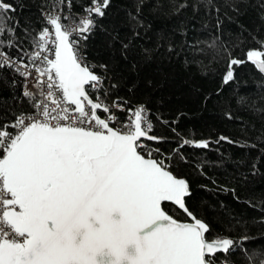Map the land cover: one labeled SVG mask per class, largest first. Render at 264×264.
Returning <instances> with one entry per match:
<instances>
[{
    "label": "snow or ice",
    "instance_id": "obj_1",
    "mask_svg": "<svg viewBox=\"0 0 264 264\" xmlns=\"http://www.w3.org/2000/svg\"><path fill=\"white\" fill-rule=\"evenodd\" d=\"M110 3L91 0L81 15L72 0H49L44 26L34 37L24 29L29 52L16 35L17 6L0 0V71L29 105L0 123V264H264V251L243 246L248 236L213 235L190 210V184L158 146L164 137L147 108L105 103L106 74L95 67L107 65L90 64L83 41ZM248 62L264 75V42L230 58L223 83Z\"/></svg>",
    "mask_w": 264,
    "mask_h": 264
},
{
    "label": "trees",
    "instance_id": "obj_2",
    "mask_svg": "<svg viewBox=\"0 0 264 264\" xmlns=\"http://www.w3.org/2000/svg\"><path fill=\"white\" fill-rule=\"evenodd\" d=\"M12 2L20 25L16 35L31 52L30 39L44 26L42 9L49 0ZM90 3L72 0V12L81 14ZM96 23L84 53L94 66L107 65L95 67L106 74V101L147 108L153 134L164 137L158 146L190 184V210L213 235H246L243 246L250 253L264 251V77L248 62L234 66L235 79L223 83L229 59H246L248 50L264 42V0H111ZM12 75L0 71V123L29 110ZM185 139L209 147H181ZM180 154L186 163H177Z\"/></svg>",
    "mask_w": 264,
    "mask_h": 264
},
{
    "label": "built area",
    "instance_id": "obj_3",
    "mask_svg": "<svg viewBox=\"0 0 264 264\" xmlns=\"http://www.w3.org/2000/svg\"><path fill=\"white\" fill-rule=\"evenodd\" d=\"M82 14H83V12L81 13V15H82ZM42 17H43V16H42ZM83 43H84V41H83ZM90 64H91V63H90ZM92 65H93V64H92ZM98 74H99V73H98ZM105 103H109V104H110V103H111V101H106V100H105ZM137 106H138V105H137ZM120 114H121V113H118V115H120ZM123 115H124V113H122V115H121V116H123ZM149 119H150V118H149Z\"/></svg>",
    "mask_w": 264,
    "mask_h": 264
},
{
    "label": "water",
    "instance_id": "obj_4",
    "mask_svg": "<svg viewBox=\"0 0 264 264\" xmlns=\"http://www.w3.org/2000/svg\"><path fill=\"white\" fill-rule=\"evenodd\" d=\"M256 69V68H255ZM257 70V69H256ZM258 71V70H257ZM261 74V73H260ZM262 75V74H261ZM264 77V75H262Z\"/></svg>",
    "mask_w": 264,
    "mask_h": 264
}]
</instances>
